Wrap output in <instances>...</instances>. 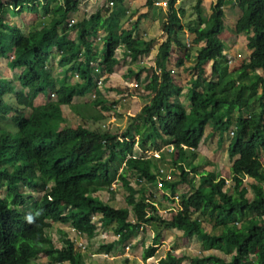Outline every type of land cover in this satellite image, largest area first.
Wrapping results in <instances>:
<instances>
[{
  "label": "trees",
  "instance_id": "1",
  "mask_svg": "<svg viewBox=\"0 0 264 264\" xmlns=\"http://www.w3.org/2000/svg\"><path fill=\"white\" fill-rule=\"evenodd\" d=\"M62 1L50 27L29 36L0 16V55L11 51L10 69L19 70L15 81L0 78V121L10 120L12 125L11 129L0 124V264H36L39 255H46L51 264H85L74 240L66 234L62 244L56 246L48 231L53 223L70 224L75 232L90 239L97 235L98 223L94 218L104 227L115 225L121 242L131 239L146 225L158 222L166 230H182L185 238L225 244L232 252L229 261L218 255H203L194 257L190 264H264L261 155L264 152V0H233L243 9L235 33L247 36L251 50L250 61L232 72L234 79L228 85L244 84L238 96L233 97L227 92L218 96L216 90L218 79L221 82L229 74L231 65L224 53L225 44L220 40L226 30V0H216L206 24L202 18V0H197L196 17L187 26L181 22L185 11L176 7L178 0H167L169 14L162 26L166 40L159 48L156 65L147 68L149 78L144 83L148 102L121 132L81 125L58 129L54 121L61 116L62 105H71L76 97H85L93 90L97 67L91 60L98 62L102 73L112 75L120 64L119 47L135 64L151 53L154 40L143 42L133 38L143 17L131 30L122 33L119 42L110 28L100 62L90 42L95 34L94 23L90 19L70 26L69 18L78 11L79 2ZM12 2L16 6L23 3ZM155 2L148 0L146 5L152 8ZM36 6L31 10L39 8ZM6 10L0 0V13ZM185 27L194 35L191 47L204 43L193 68L197 74L190 83L189 109L172 100L173 91L179 95L181 90L176 88L168 68L174 48L180 52L177 69L192 58L187 43L176 44L178 33ZM72 31L78 33L77 41L71 40ZM65 47L70 49V54L64 52ZM56 48L61 53L59 64L64 68L65 80L76 73L80 82L66 85L64 81L57 91L56 105L37 106L42 95L50 96L55 84L49 61ZM209 63L212 65L208 77L205 66ZM129 74L140 83V74L132 70ZM246 92L253 93L252 103H245L247 114L243 110ZM21 95L25 99L19 102ZM12 98L20 104L15 105ZM142 126L146 129L137 138L135 129ZM208 126L219 135L220 148H224L227 136L232 137L228 146L230 182L209 175L191 176L186 167L190 158L200 156L198 149ZM98 142L104 145L102 151L85 154ZM163 146L171 148L170 156L179 174L177 182H160L179 199L171 217L159 214L152 200L155 194L148 188L152 184L157 186L156 157L138 156L135 152L136 148L148 153ZM126 165L137 177L139 187L135 188L124 173L120 174ZM117 176L129 194L127 208L114 207L99 197V193L111 189ZM184 184L189 189L178 195V186ZM29 191L39 196H28ZM205 217L214 222L210 232L203 227ZM161 237V234L154 237L144 260L155 256ZM250 254L256 255V259H251ZM182 262L183 259L169 253L161 264Z\"/></svg>",
  "mask_w": 264,
  "mask_h": 264
},
{
  "label": "rangeland",
  "instance_id": "2",
  "mask_svg": "<svg viewBox=\"0 0 264 264\" xmlns=\"http://www.w3.org/2000/svg\"><path fill=\"white\" fill-rule=\"evenodd\" d=\"M13 0H2L5 8H9L10 5L13 6ZM196 2V0H184V2L180 5V7L186 9L187 11L185 12L186 15L182 17V21L183 24H187V22H191V20L189 21V19L191 18H195L196 17V13L194 11V7L191 9L190 7L193 6V4ZM88 3V2H87ZM87 3L81 4L83 8H81V13L87 15V14H93L96 13L97 11H101L104 13H111L112 11H114V7H108L104 5V1L103 0H92V3L90 4L91 7L88 6ZM229 3L233 4L234 1L233 0H226L225 2V9L227 10L228 14H230V9L231 7H228ZM87 4V5H86ZM39 6V5H38ZM37 7V6H36ZM208 8V7H207ZM181 9V8H180ZM25 11L22 13V16L20 18H18L17 20H15L14 15L13 14V10H10L8 12H4L2 15L4 21L10 23L13 25L14 21L15 23H17V21H19L20 19V24L19 25L22 28V31L24 30L25 32H29L30 30H32L34 28V26H41L39 23H35L33 25H29V27H26V24H32L30 20H37L36 19V14L35 13H30L28 11L27 13V8L24 9ZM242 8L238 7L237 11L240 14L242 12ZM41 14V11H37V15ZM127 25H132L138 18V16H133V14H127ZM211 15V14H210ZM133 17V22L129 21L130 19H132ZM30 21H29V20ZM41 19V18H40ZM230 19V16H229ZM42 20V19H41ZM129 22V23H128ZM226 30L223 33V36H225L227 38V40L224 42V44L226 45V47L228 48H232L230 54H234L236 55V53H240L242 55H246L248 52L247 47L245 46L246 44V40L245 39H240V40H236L234 41V38L231 39V35L229 36V34H233L235 32V28H234V22H232V20H226ZM47 23H43V25H45ZM128 25V26H129ZM23 31V33H24ZM25 34V33H24ZM226 34V35H225ZM236 35V34H235ZM165 37L164 36H161ZM155 39V38H154ZM160 39L159 37L156 38L155 40ZM193 37L190 39V41L192 42ZM164 41L161 40L159 42V44H161V42ZM189 42V44L191 45L192 43ZM188 44V46H189ZM196 47V48H195ZM193 46L191 47L192 51V58L189 62H186L185 68L183 69H177L175 67V64L177 62V58L178 55H180V52L178 51L177 48L176 52L177 55H175V51L172 54L171 57V64L168 65V68L170 69V71H172V69H174V78L176 79V88H180L182 90V93H184L183 95L186 97L188 95L189 92V88L191 86V79L196 77V72L193 70L194 65L196 64V58H197V53L199 48L197 46ZM57 50V49H56ZM158 48L156 47L155 50L153 51V53L150 54L149 58H145V62H146V66L145 68H151L150 64L153 65V63H155V57H157V53H158ZM196 50V51H195ZM59 53V52H58ZM6 55V56H5ZM5 55L3 56L2 54L0 55V78L1 79H6L7 77H10L11 79H17L16 76L19 73V70H11L10 67V63H11V59H12V53L11 51L9 53H5ZM57 55V54H56ZM56 55L52 56V59H50L49 61V68L51 70V72L57 76L60 75V68H58V66L55 64V62L57 61V57ZM157 55V56H156ZM242 57V56H241ZM241 57H238L239 60L235 63V64H231L230 65V71H229V76L224 79V84L220 82V84L224 85V89L226 91H230L231 86L228 85V83H230L234 78L232 75L233 70H239L240 66L242 64H244L246 62L245 59H241ZM246 58V57H245ZM248 58V57H247ZM233 61L234 59L231 58ZM243 61L240 65H239V61ZM144 62V63H145ZM145 66V65H144ZM192 67V70H191ZM205 69L207 71L208 77L211 74V65L207 64L205 66ZM132 70V69H130ZM123 72L126 71V67L122 69ZM119 73V72H118ZM128 75V74H127ZM126 75V76H127ZM98 79H100L98 76H96ZM129 79H130V75H128ZM147 77H143L142 78V83L140 82V86L139 87H132V92L135 95H138L139 93H143L145 94V90H144V83L147 80ZM118 77H114L113 81L116 82ZM219 77H217L218 79ZM74 80H77L76 78H73ZM15 81V80H14ZM131 81V80H130ZM129 81V82H130ZM119 83L121 82L118 81ZM135 83H139L138 81H135ZM236 85V84H235ZM182 86V87H181ZM243 87L241 85H237L236 87L238 88ZM181 92V91H180ZM237 93L234 94V96H236ZM238 96V95H237ZM19 102L24 101L25 96L21 95L18 96ZM57 96H51L50 99L46 100L47 102L51 103L52 105H56L57 103ZM101 99V98H99ZM105 99V98H104ZM109 100V105H111L112 107L118 106V103L115 102L114 98L112 99H108ZM98 100H96V98H92V97H87L85 99H78L75 98L74 102L70 105V106H64V108H61V116L56 118L54 123L56 125V127L58 129H61L63 127H77L79 125L83 126V127H89V128H98V127H102L103 129L106 130H111L114 132H121L124 131L130 124V118L134 117V116H130L127 114V111H133V115H135L134 113H136L137 111L140 110V107L143 106V103H146L147 101H145L144 99H141L142 105L137 104V103H130V101L124 103L127 104L126 106H122L121 109L124 110V112L120 113L118 112L119 115H123V117L121 118L119 116V120L115 121V122H111L112 124L109 123V120L104 117V120L107 119L106 121L102 120L101 121V117L100 114L106 113V110H104L103 106L100 105H96V102ZM246 101H250V103H252L253 101V93H249L246 92L244 94V101H243V110L245 112V114L248 113V107L245 105ZM11 102H13L15 105L20 104L16 98H12ZM183 102L186 104V107H189V101L186 100V98H183ZM107 106V105H106ZM110 106V107H111ZM109 107V106H107ZM117 109V108H116ZM119 111V109H118ZM140 112V111H139ZM127 114V119L125 118V115ZM138 114V113H137ZM136 114V115H137ZM135 115V116H136ZM121 118V119H120ZM94 120H99L98 123L96 122V124L93 123ZM0 124L8 126L9 128L12 129V125H11V121L10 120H3L0 121ZM14 126L17 128V126L14 124ZM146 128V127H145ZM144 126L140 127V128H136L135 130V135L138 138V136H140L144 131H145ZM211 131V130H210ZM215 140L212 139L211 141H208V143L206 144V146L203 147L205 153H210L212 159H214L215 155L218 156L217 161H214L213 164H207L206 165H202L203 169H210V171H219L220 173H222L224 176H229L228 170H226L227 166L230 164V158L227 155V151H226V147L224 148H220L219 146L215 148V144H214ZM104 149V145L101 142H98L96 145H94L93 147L89 148L88 150H86L85 154H88L90 152L96 151H102ZM136 155L138 156H156V151H150L148 153L145 152H141L138 148H136ZM263 161H264V152H261ZM201 156V154H200ZM203 162V158L200 157L199 160L196 161V163H202ZM216 162H219V164H217ZM169 163V162H168ZM168 165H166L167 167ZM165 167V168H166ZM211 167V168H209ZM168 168V167H167ZM163 170H159V172H157V175H161ZM124 173L125 176L127 177V179L129 181H131L135 188L136 186H138V184L136 183L137 181V177L134 176V174L131 171V168H129V166L126 165V167L124 169L120 170V174ZM202 173V172H201ZM201 173H192V175L197 176L198 178H200L201 176H204ZM207 175L209 173H206ZM205 174V175H206ZM172 176L171 181L175 182L179 180V174L177 173L175 178H174V173L170 174ZM209 176H211V174H209ZM118 178V176H117ZM227 179V178H226ZM175 180V181H174ZM231 181V179H230ZM149 190L154 193L155 197L152 198L153 201H155L154 203L156 204V206L158 207V211L159 214L165 217H171V213H173L175 209H177V207L179 206V200H176L175 197L171 196L169 197L167 192L164 191V193H162L161 191L157 190V187H155V185H149L148 186ZM156 188V189H155ZM189 188L187 185H180L177 188V193L182 194L183 192L187 191ZM230 189V185H227L226 190L229 192ZM148 190V192H149ZM226 191V192H227ZM128 191L127 189L123 186L122 182L119 180V178L117 179V181H115L113 183V186L111 187V189H107L105 191H103L102 193H99V197L107 203H111L112 206L117 207V208H127V203H126V197L128 196ZM228 195H230V193H228ZM28 196H33V197H38L39 193L36 192H28ZM140 198V197H139ZM140 200V199H139ZM66 213V212H65ZM97 219H95L96 222ZM214 222L210 221L208 219V217L203 219V227L206 231L210 232L211 228L213 226ZM115 225L103 228L100 230V232L102 231V235L99 237L98 236V240H92L91 242L87 243V248L85 250L81 249L78 246V243L80 242V240L83 241V239L85 237H83L82 239H80V237L77 235L78 233L74 232L71 225L70 224H61V223H53L52 228L48 231V235L49 237L52 238V241L55 243V245H61L62 244V239L64 237H66L65 235L67 234L69 236V238H71L72 240L76 241V247L82 252L85 261H87V264H92V260H93V256L91 253H95L97 254V260L95 264H160V260L162 258H164L167 254L171 253L173 255H175V257L177 258H181L183 259V263L182 264H190L191 260L196 257V256H205V255H218L221 258L229 261L232 257V252L227 250V246L225 244H215V242L213 243H203L201 240H199L196 237L193 238H185L183 235V231L182 230H178V229H170V230H166L161 224H159L158 222L155 223H151L146 225L143 229H141V231L136 234L134 237L136 240H133L132 243V247H126L125 250H121V248L117 251H114L111 249H109L107 251V249H104L103 247H108L106 246V244L101 245L96 243L98 242H102V241H110L109 243H112L113 237L114 239H116L118 236L115 232ZM158 234H161V241L164 242L165 245L164 247H159L157 254H155V256L151 259H147L144 261V255H145V251L146 249H148L153 241H154V237ZM105 235V236H104ZM133 238V239H134ZM119 239V238H117ZM95 241V242H94ZM160 241V243H161ZM116 244H118V240L114 241ZM109 244V245H110ZM125 244V243H124ZM126 246H130L129 244H125ZM119 246V245H118ZM117 246V247H118ZM46 248H49V245L46 246ZM129 249V250H128ZM108 254V256L106 257V255ZM110 258H114L113 260ZM250 258L255 260L256 259V255L254 254H250ZM36 264H51L49 259L46 257V255H39V257L36 258L35 261Z\"/></svg>",
  "mask_w": 264,
  "mask_h": 264
},
{
  "label": "crops",
  "instance_id": "3",
  "mask_svg": "<svg viewBox=\"0 0 264 264\" xmlns=\"http://www.w3.org/2000/svg\"><path fill=\"white\" fill-rule=\"evenodd\" d=\"M86 1L88 2V3L86 2L88 4V6L91 7L90 4L92 3V0H86ZM116 1H117L116 5H115V7L113 9L114 11H112L111 13H104V12H101V11H97L96 13L85 15V14L81 13V8H83V7L80 4V6L78 7V11L76 13L71 14V16L69 18V21L74 20L75 24L78 23V22H82L83 20H87L88 21L90 19L94 23L93 26H94V29H95V34L90 38V42L92 43L93 51H94V53L96 55L97 60L100 61V62L102 61V57H103L104 52H105V40H106V36L108 34L109 29L112 28V32L111 33H112V35H114L115 41L119 42L120 41V37L122 36V33L125 32V31L131 30L133 28L134 24H136L140 20V17H143V18L140 20V22L138 24V29L134 32L133 38L138 40V41H143V42L154 40V45H153V49H152L151 53H153V51L155 50L156 47L159 49L160 46L162 45V43L165 42V40H166V36L162 37V38H161V36H164L163 30H162V26L167 21L168 14H169V10H168V7H167V0H156V2H159L160 4L157 5L156 2H155L154 7H152V8H148L147 7L146 4H147L148 0H116ZM22 2H23L22 5H18V6L14 5V4H13V6L10 5L9 8L8 7L6 8L7 10L5 12L13 10V14H15L13 18H15V20H17L18 18H20L22 16V13L25 11L24 10L25 8H27V13L29 11L30 13L32 12V13L36 14V19L37 20L35 21V20L30 18V20H32L31 21L32 24H26L25 23V25H26V27L30 28L29 25H33L35 23H39L41 26H37L36 25L29 32H25L23 30L25 34L23 33V31H22V33L25 36H29L31 33L39 32V31H42L43 29L49 28L50 24L52 23L53 19L55 18L54 14H55L56 8L59 5L63 4L62 0H22ZM183 2H184V0H178V2L176 4V7L178 9L181 8V9H183L186 12L187 11L186 9L180 7V5ZM215 2H216V0H202V5L201 6H202V18H203L204 24H206L208 22V20L210 18V14H211V6ZM196 3H197V0L193 4V6H191L190 8L192 9L193 7H195ZM36 5H39V8H36L35 11H32L31 8L33 6H36ZM43 7H48V8L44 9ZM228 7H231V9L229 11L230 14H228V12H227V10L225 9V6H224L225 19L226 20L227 19L228 20H232V22H234V28H235V25H236L237 21L243 15V10L239 14L238 11H237V8L239 6L237 4H235V2L233 4L229 3ZM37 11L38 12L41 11V14L37 15ZM3 13H0V16ZM126 13L127 14H131V15L133 14V16H135V15L138 16L137 20L132 25H129V24H128L129 26L127 25L128 19H127ZM185 15H186V13L183 16H185ZM229 16H230V19H229ZM182 17H181V19H182ZM193 19L194 18H191V19H189V21L193 20ZM129 21L133 22V17ZM181 22L183 23L182 20H181ZM43 23H47V24L42 26ZM13 25L19 27L22 30V28L19 26V25H22V24H20V19H19V21H17V23H15V21H14ZM184 25L187 26L186 24H184ZM62 28H63V26H62ZM59 34H61V30L58 31V35ZM235 34L236 33L234 32L233 34H229V36L231 35L232 36L231 39L234 38V41H236L237 39L238 40L245 39L246 40L245 46L248 49L247 36L246 35H240L239 36V35H237V34L235 35ZM158 37L160 39L155 40ZM192 37L194 38V35L189 32L187 27H185V29L183 31L178 33L177 38H176V44H186V43L189 44V42H191L190 39ZM70 38H71L72 41H77L78 40V33L76 31H72ZM163 39H164V41H162L161 44H159V42L161 40H163ZM220 40L225 42L227 40V38L225 36H223V34H222L220 36ZM189 46H190V44H189ZM203 46H204V43H201L197 47L201 48ZM56 49L53 50L52 56L53 55L55 56L57 54L56 55L57 61L55 62V64L58 66V68L61 69L60 70V75L55 76L51 72L52 75L55 78V84L51 88L50 96L46 97V96L42 95L38 99L37 106L38 105L41 106V105L49 103L46 100L50 99L52 94H54V96H57V91L60 88V84L63 83L64 81H65L66 85L67 84L75 85V84H79V82H80V77L76 73H71L69 75V77L65 80L64 68L61 67L60 64H59L60 59H61L60 58L61 57V53L58 51V49L57 50ZM231 49L232 48H228L225 45L224 53L226 54L227 58L231 61L230 64H235L239 60L238 57H241V56H242L241 59L243 58V59L246 60L245 63H248L250 61L251 50L248 49V52H247L246 55H242L240 53H238V54L236 53V55H234V54H230V53H232ZM174 51H175V55H177L176 49H173L172 54L174 53ZM64 52L66 54H70L71 51H70V49L68 47H65ZM82 52H84V49L82 50ZM158 52H159V50H158ZM150 54H148L146 56H143L139 63L137 62L135 64H132L131 59L126 57L125 56V52L121 49V47H119L118 50H117V58L120 60V64L115 68V71H114V73L112 75L106 74V73H102L99 70V68H98L99 64H98V62H96V60L95 61L94 60L90 61L91 63H93L94 66L97 67V69H96V73H95V84H94L93 90L90 93H88L86 96L87 97L96 98V100H98L96 102V105L103 106L104 107L103 109L106 110V113L100 114L101 121L104 120V117H106V116L108 117V118L107 117L106 118L109 120L110 124H112L111 122L118 121L119 120V116L121 118L123 117V115H119L120 113L124 112V110L121 109V108H122V106H126L127 104H124V103H126L128 101H130V103H137L139 105L140 104L142 105L141 99H144L145 101L148 102V99H147L148 98L147 97L148 94L146 92H145V94L139 93L138 95H135L134 93H131L132 92L131 86L134 87L135 86V81H138V80H135V77L131 76L129 74V71H130V69H132V71L135 74H138V75L140 74L141 75L140 76V80H141L140 82L141 83H142V78L143 77L148 76L147 78H149V75H148V72H147V68H145V67H147L146 66V62H145V58L146 57L149 58ZM157 55H158V53H157ZM231 58H233L234 61ZM51 59H52V57H51ZM156 59H157V57H155V61H154L155 63H153V65L150 64L151 67L156 65ZM242 62H243L242 60L239 61V65ZM169 64H171V60H170ZM209 64L212 65V63H209ZM125 67H126V71L123 72L122 69L125 68ZM241 67H242V65L240 66V68ZM184 68H185V66L183 67V69ZM258 73L261 74L262 72L258 71ZM127 74L130 75V79H129ZM229 75L230 74H227V76L224 79H226ZM96 76H98L100 79H98ZM115 76L118 77L116 82L113 81ZM172 76L174 77V69H172ZM17 77H18V75L16 76V78ZM73 78H76L77 80H74ZM6 79L9 80V81L13 80L10 77H7ZM14 80H16V79H14ZM120 80H121V82L119 83L118 81H120ZM223 80H221V83L224 84ZM99 81H101V84L98 83ZM175 81H176V79H175ZM219 81L220 80L218 79V86H217V89H216L217 92H218V96L225 95V93L227 92L230 97H233L235 93H237L236 95H238V93L242 89L241 87L239 88V86H238V88H237L236 86L237 85L244 86V84L242 82H239L236 85H233L231 87L230 91H226L224 89V85L220 84ZM138 84L140 85V83H138ZM175 86L177 87L176 84H175ZM177 89H180V88H177ZM189 90H190V88H189ZM172 94H173V97H172L173 101H177L178 103H180L184 107H186V104L183 102V98H186V100L189 101V94H190L189 92H188V95L186 97L183 95L184 93H182V90H181V92H179V95L176 94L175 90L173 91ZM86 96L85 97H76V98L82 100V99H85ZM99 98H101V99H99ZM109 98L110 99L114 98L115 102L118 103V106L112 107L111 105H109V100H108ZM74 100H73V102H74ZM146 103H143V106ZM189 104H190L189 107H186L188 109L191 107L190 101H189ZM106 105L109 106V107H107ZM64 106H70V105H62L60 108H64ZM143 106L140 107L139 111H141ZM118 109H119V111H118ZM139 111H137L134 114L136 115L137 113H139ZM118 112H120V113L118 114ZM127 114L130 115V116H135V115H133V111H131V110L127 111ZM127 114L125 115L126 119H127ZM107 119H105L104 121H106ZM98 121L94 120L93 123L96 124V122L98 123ZM212 139L215 140V142H214L215 148L218 147L219 146V143H218L219 135L217 133L213 132L211 126H208L207 130L205 132L204 138H203V140H202V142H201V144L199 146V149H198V151L201 154V156H199L198 158L197 157L190 158L188 160V163L186 164V167L191 171V174H190L191 176H192L193 172L194 173H201L202 172L201 174H203V175H205L206 173H209V174H211V176H213L216 179H219V178L226 179L227 178L226 179L227 182H230L231 175H232V173H231V162L226 168V170H228L229 176H224L222 173H220L217 170L216 171H210V169H203L202 168V165H206V163L207 164H213L214 161H217V158H218L217 155H215L214 159H212L211 154L210 153H205V151L203 149V147L206 146L208 141H211ZM231 140H232L231 136H227L226 139H225V146L224 147H226L227 155H228V146H229ZM170 150H171L170 147L163 146V147H161L160 149H158L156 151L157 153H156L155 157H156V161H157V167L155 168L154 174L159 172V170H163V171H162L161 175H157L156 174V176L154 178V180L158 181L157 182V186L155 184H152V185H155V187H157V189L155 188L156 191L159 190L162 193H164V191H165V192H167L169 197L172 196L171 191L168 190L167 188H165L163 186V184H161L160 182L165 181V180L173 182V181H171L173 179L170 180V178H172V176L170 174L174 173L175 174L174 178H175V176L177 174L175 165L173 164L171 156H170ZM200 157L203 158V162L198 164V163H196V161L199 160ZM216 163L219 164V162H216ZM191 164L193 165V167H192ZM166 165H168L167 166L168 168L166 167ZM209 168H211V167H209ZM175 182H177V181H175ZM96 223H98L97 235L95 237H93V238H90V239L85 237L82 242H85L87 244V243L91 242L94 239L98 240L97 239L98 236L102 235V231L100 232V230L103 229V228H106V227L101 225V223H100V221L98 219L96 220ZM134 237H136V236L134 235L131 239H129L126 242H121L119 239H117V238L114 239V237H113V239H111L112 240L111 244L109 243L110 241H108V240L102 241V242H98L97 241L96 243L101 244V245L106 244V246H108V247L107 248L103 247V248L107 249V251L109 249H111V251L112 250L117 251L120 248H121V250H125L126 247L133 248L131 242H133V240H136ZM116 240H118V242H119L118 244H116L114 242ZM160 241H161V239H160ZM160 241H159V244L156 246L157 247V251H158V248L161 247L166 242V241L164 242V239H163V241H161V243H160ZM124 243L125 244H129L130 246H126ZM164 246L165 245H163L162 247H164ZM91 254L93 256L92 257L93 260H92L91 263L95 264L96 260H97L96 258H97L98 255L95 254V253H91ZM167 255L159 261L160 264H161L162 260H164L167 257ZM173 256L175 257V255H173ZM110 259L113 260L114 258H110ZM84 263L87 264V261H85V259H84Z\"/></svg>",
  "mask_w": 264,
  "mask_h": 264
},
{
  "label": "built area",
  "instance_id": "4",
  "mask_svg": "<svg viewBox=\"0 0 264 264\" xmlns=\"http://www.w3.org/2000/svg\"><path fill=\"white\" fill-rule=\"evenodd\" d=\"M104 1V5L105 6H108V7H114L115 5H116V0H103ZM78 2H79V6H80V4H84V3H86L87 1L86 0H78ZM156 4L157 5H159L160 3L159 2H156ZM75 23V21L74 20H71L70 21V26H72V24H74ZM99 84H101V81H99L98 82ZM140 85L138 84V83H135V86L134 87H139ZM95 97V96H94ZM232 135H233V133H232ZM175 199L176 200H179L178 199V197H175ZM94 220H95V218H94ZM74 231V230H73ZM75 232V231H74ZM77 233V232H76ZM79 237H80V239H82L83 238V236L80 234V233H78L77 234ZM118 237L117 238H120V235H117ZM76 242V241H75ZM78 246L81 248V249H83V250H85L86 248H87V244L85 243V242H82V240H80V242L78 243ZM156 254H157V252H156ZM108 255H106V257H107Z\"/></svg>",
  "mask_w": 264,
  "mask_h": 264
},
{
  "label": "clouds",
  "instance_id": "5",
  "mask_svg": "<svg viewBox=\"0 0 264 264\" xmlns=\"http://www.w3.org/2000/svg\"><path fill=\"white\" fill-rule=\"evenodd\" d=\"M51 96H54V94H52Z\"/></svg>",
  "mask_w": 264,
  "mask_h": 264
}]
</instances>
